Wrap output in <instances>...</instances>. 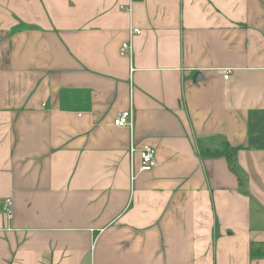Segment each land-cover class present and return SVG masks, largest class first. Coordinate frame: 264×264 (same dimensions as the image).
Listing matches in <instances>:
<instances>
[{"label":"crops","instance_id":"obj_1","mask_svg":"<svg viewBox=\"0 0 264 264\" xmlns=\"http://www.w3.org/2000/svg\"><path fill=\"white\" fill-rule=\"evenodd\" d=\"M6 198L0 264H264V0H0Z\"/></svg>","mask_w":264,"mask_h":264},{"label":"built area","instance_id":"obj_2","mask_svg":"<svg viewBox=\"0 0 264 264\" xmlns=\"http://www.w3.org/2000/svg\"><path fill=\"white\" fill-rule=\"evenodd\" d=\"M125 6H121L124 8ZM130 9V6L128 7ZM142 29L139 27L131 28V39L122 43L120 48V54L122 56H132L133 54V42L132 38L136 35H140ZM229 71V70H227ZM225 78H228V74L225 75ZM114 125L118 127L129 128L133 134L135 128V115L134 109L130 108L119 112L114 118ZM139 155V162L136 160V156ZM130 159L132 164V180H135L139 172L151 171L157 165V149L155 146L144 143L143 145H136L132 137L130 143ZM136 167L138 169H136ZM0 212L6 214L11 218L13 216V199L6 198L3 203L0 205Z\"/></svg>","mask_w":264,"mask_h":264},{"label":"trees","instance_id":"obj_3","mask_svg":"<svg viewBox=\"0 0 264 264\" xmlns=\"http://www.w3.org/2000/svg\"><path fill=\"white\" fill-rule=\"evenodd\" d=\"M238 149L239 148H237V147H231V146L227 145L223 149H217V150L210 151V155H212V156L224 155L228 158L231 165H234ZM251 255L253 257H264V242L253 243L252 248H251Z\"/></svg>","mask_w":264,"mask_h":264}]
</instances>
